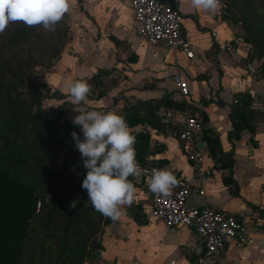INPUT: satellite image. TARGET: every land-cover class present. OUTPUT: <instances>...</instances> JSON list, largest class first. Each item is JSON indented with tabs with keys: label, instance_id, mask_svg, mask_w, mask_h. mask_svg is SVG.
Returning a JSON list of instances; mask_svg holds the SVG:
<instances>
[{
	"label": "crops",
	"instance_id": "0c3cea01",
	"mask_svg": "<svg viewBox=\"0 0 264 264\" xmlns=\"http://www.w3.org/2000/svg\"><path fill=\"white\" fill-rule=\"evenodd\" d=\"M173 1L184 16L183 34L192 43L196 54L193 59L179 50L148 44L134 23L131 0H75L67 13L70 41L54 67L38 80L66 98L46 99L43 108L65 104L66 118L73 121L81 107L121 114L124 107L137 101L171 96L183 102L173 81L178 75L189 83L187 101L192 112L207 117L206 129H212L223 150L230 152L231 106L236 95L250 94L257 146L248 132L235 145L233 177L240 187V197L230 193L224 182L226 172L218 168L205 143V165L214 172L204 185L206 195L193 196L190 201L240 219L242 237L226 245L220 257L222 264H264V77L256 72L264 60L249 61L250 45L239 35L238 25L223 19L224 5L212 14L193 8L190 0ZM215 43L220 48L217 61L208 57V53H214ZM102 69L112 71L105 80L116 85L102 99H90L89 95L81 104H74L63 87L64 81L87 82ZM115 94L120 96L118 105ZM131 129L135 133L145 129L150 132L151 145L158 152L149 157V165L167 168L187 184L201 186L177 139L147 125ZM131 180L138 189L133 203L144 208L148 222L141 225L123 206L124 214L106 226L100 237L104 249L100 259L90 264H200L197 250L203 243L196 232L188 227L169 229L154 218L150 180L146 175Z\"/></svg>",
	"mask_w": 264,
	"mask_h": 264
},
{
	"label": "trees",
	"instance_id": "16d2710c",
	"mask_svg": "<svg viewBox=\"0 0 264 264\" xmlns=\"http://www.w3.org/2000/svg\"><path fill=\"white\" fill-rule=\"evenodd\" d=\"M221 3L225 6L223 19L241 24L246 33L243 40L250 45L249 61L264 60V23H253V0ZM69 41L67 14L54 31L18 21L0 33V264H90L100 259L104 250L100 237L105 227L114 222L93 208L82 188L86 158H82L71 135L76 132L83 141L81 126L66 118L65 104L43 108L46 99L66 98L38 80L54 67ZM219 49L215 43L214 53H208V57L217 61ZM111 73L102 69L87 80L91 90L98 89L93 99L107 96L105 79ZM259 75L264 77V63ZM252 104L250 94L234 98L229 116L233 126L228 136L230 152L223 150L212 129H206L207 117L193 112L203 121V141L218 168L226 172L224 182L234 197H240V187L233 177L235 145L248 132L257 146ZM185 106L167 96L137 101L124 107L119 115L125 117L130 128L147 125L168 134L173 127L161 123L159 111L183 110ZM133 135L140 167H151L148 159L158 150L151 145L150 132L145 129ZM74 200L77 206L70 208ZM127 211L141 225L147 224L141 205L132 203Z\"/></svg>",
	"mask_w": 264,
	"mask_h": 264
},
{
	"label": "clouds",
	"instance_id": "9594fccd",
	"mask_svg": "<svg viewBox=\"0 0 264 264\" xmlns=\"http://www.w3.org/2000/svg\"><path fill=\"white\" fill-rule=\"evenodd\" d=\"M75 0H0V33L13 22L26 26H43L54 31L57 22L70 11ZM191 6L212 14L223 4L221 0H190ZM63 87L74 104H81L91 94L86 81L65 80ZM72 123L81 126L84 140L72 132L76 148L82 154L87 169L82 188L87 191L88 201L105 217L117 221L124 214L123 206H131L138 189L129 177L146 173L136 159L134 145L137 143L133 130L125 117L115 111L101 112L81 107ZM177 184L174 173L167 169H153L149 188L153 193L167 196ZM78 201L70 202L76 208Z\"/></svg>",
	"mask_w": 264,
	"mask_h": 264
},
{
	"label": "built area",
	"instance_id": "2783aa9c",
	"mask_svg": "<svg viewBox=\"0 0 264 264\" xmlns=\"http://www.w3.org/2000/svg\"><path fill=\"white\" fill-rule=\"evenodd\" d=\"M134 23L148 44L164 45L181 51L188 59L195 57L191 41L183 34L184 16L176 8L173 0H131ZM256 72L260 73V69ZM174 85L185 103L183 110L165 109L159 111L161 123L171 126L169 135L177 139L187 159L195 169L201 186H191L183 178L174 174L177 184L170 194L163 196L152 192V216L161 220L169 229L188 227L193 229L207 247V253L199 259L200 264H222L220 257L226 245L233 239L242 237V224L236 216L210 206L191 203L193 196H205V183L214 170L205 165L203 142V121L193 115L189 107L190 86L182 76H175ZM182 119V121H178ZM150 180L156 167L142 168Z\"/></svg>",
	"mask_w": 264,
	"mask_h": 264
},
{
	"label": "rangeland",
	"instance_id": "374dc122",
	"mask_svg": "<svg viewBox=\"0 0 264 264\" xmlns=\"http://www.w3.org/2000/svg\"><path fill=\"white\" fill-rule=\"evenodd\" d=\"M263 0H253L254 4L251 6L250 5V11L253 12V23H255V25L257 24V26L261 25L260 23H264V4L262 2ZM240 28V36H242L244 38V36L246 35L243 27L241 24H237ZM143 39V38H142ZM105 84H106V90H109L108 93L112 90V85L111 84H115V81H111L105 80ZM98 89L96 88V90H91L93 96H89L90 99H93L94 96H96ZM108 95V94H107ZM116 98H118V103L116 105H118L121 100H120V96L119 94H115ZM95 100V99H94ZM112 105H115V103L112 101Z\"/></svg>",
	"mask_w": 264,
	"mask_h": 264
},
{
	"label": "water",
	"instance_id": "95a60500",
	"mask_svg": "<svg viewBox=\"0 0 264 264\" xmlns=\"http://www.w3.org/2000/svg\"><path fill=\"white\" fill-rule=\"evenodd\" d=\"M200 148H205V143L204 142H202L201 144H200ZM151 199L153 200V195L151 196ZM207 253V247H206V245L203 243V244H201L200 245V247L198 248V250H197V255L200 257V258H202L205 254Z\"/></svg>",
	"mask_w": 264,
	"mask_h": 264
}]
</instances>
